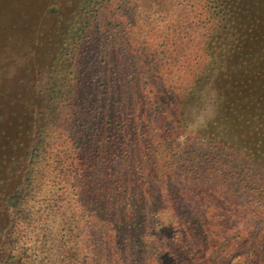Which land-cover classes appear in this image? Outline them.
<instances>
[{
  "label": "trees",
  "instance_id": "16d2710c",
  "mask_svg": "<svg viewBox=\"0 0 264 264\" xmlns=\"http://www.w3.org/2000/svg\"><path fill=\"white\" fill-rule=\"evenodd\" d=\"M130 1L117 0L119 10L132 9ZM196 3L200 32L191 34L157 35L117 12L102 18L98 35L87 34L89 19L80 13L62 25L58 12L55 45L66 47L52 58L45 121L28 155L32 168L2 203L11 217L0 232V264H10L8 240L20 237L16 219L42 187L35 165L50 142L61 147L50 192L56 183L76 190L78 207L95 212V236L111 238L110 245L178 233L181 241L202 239L183 250L201 254L189 264H219L216 254L207 260L200 250L228 256L226 244L205 238H228L234 211L255 217L248 226L255 234L241 226L235 238L245 246L241 253L264 264V0ZM89 42L94 57L84 64L78 57Z\"/></svg>",
  "mask_w": 264,
  "mask_h": 264
},
{
  "label": "rangeland",
  "instance_id": "374dc122",
  "mask_svg": "<svg viewBox=\"0 0 264 264\" xmlns=\"http://www.w3.org/2000/svg\"><path fill=\"white\" fill-rule=\"evenodd\" d=\"M113 1L114 5H110L106 0H90L79 6V0H0L1 233L8 231L6 225L9 226L11 217L2 204L5 194L18 190L32 168L28 155L35 133L45 121L54 64L52 58L58 47H66L63 42L55 45L58 39L55 31L60 22L58 12L64 16L62 25L65 18L80 13L89 19L91 26L87 28V34L98 35L104 27L102 18L109 19L116 12L124 14L125 21L134 19L135 26H144L145 30L151 29V33L157 35L171 34L173 30H187L190 34L200 32L197 26L198 0H131L129 5L133 8L128 11L123 8L127 13L119 10L117 0ZM55 5L56 10L52 11L51 7ZM137 28L130 30L135 33ZM94 51L95 46L89 42L82 48L78 59L88 64ZM172 72L176 77L174 69ZM50 143L51 147L43 153L41 167L35 165L42 187L16 219L20 237L8 240L10 264H189L191 258L201 256L196 251L186 254L183 250L194 241L202 242V239L183 238L181 241L182 238H177L178 233L173 238H117V243L111 245V238L96 237L90 224L95 212L89 207H78L79 203L74 202L76 190L65 191L60 183H56L50 192L55 182L52 167L61 150L58 143ZM59 188L60 191L56 190ZM61 192L62 196L59 195ZM254 218H241L233 211L224 234L228 238H205V242L214 240L226 244L227 257L224 258L220 249L217 253L211 249L207 253L200 251L207 260L216 254L218 261L215 262L219 264H254L253 258L241 253L245 249L244 245L239 249L241 238H235L241 226L247 227L250 236L255 234L254 229L248 227L255 224ZM149 221L152 222L150 228H153L155 220L150 218ZM164 222L167 223L166 218ZM86 228L90 229L89 235H86Z\"/></svg>",
  "mask_w": 264,
  "mask_h": 264
}]
</instances>
